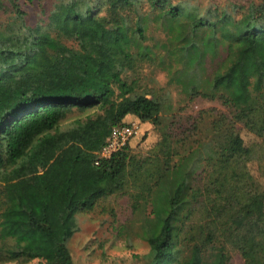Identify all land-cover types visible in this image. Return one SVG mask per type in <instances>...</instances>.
<instances>
[{"label": "trees", "instance_id": "16d2710c", "mask_svg": "<svg viewBox=\"0 0 264 264\" xmlns=\"http://www.w3.org/2000/svg\"><path fill=\"white\" fill-rule=\"evenodd\" d=\"M36 1L44 16L29 23L21 0H0V171L25 160L40 166L72 160L81 163L77 184L89 190L83 196L65 179L52 186L57 203L31 205L27 225L55 240L53 258L37 243L9 250V235L0 229V263L40 258L75 264L67 222L105 196L124 194L150 247L147 264H232L235 255L245 264H264L259 7L237 19L189 1L147 0V9L144 0H54L47 12L43 0H25ZM101 10L108 15L98 16ZM99 18L113 28V41L127 45L128 64L121 71L101 69L81 48V26ZM146 67L166 73L168 84L190 99L218 100L225 110L210 109L208 129L188 125L165 90H141L140 70ZM91 108L109 114L111 128L133 115L158 127L162 137L145 150L128 143L98 164L85 147L73 153L64 148L56 157L54 142L71 140L59 131L60 123L75 110ZM239 125L258 140L246 144ZM52 171L39 174L37 183L51 186ZM6 187L0 189V209L10 205ZM51 210L65 213V220L53 221Z\"/></svg>", "mask_w": 264, "mask_h": 264}, {"label": "rangeland", "instance_id": "374dc122", "mask_svg": "<svg viewBox=\"0 0 264 264\" xmlns=\"http://www.w3.org/2000/svg\"><path fill=\"white\" fill-rule=\"evenodd\" d=\"M53 1L43 0L47 12ZM171 1L174 3L189 1L197 5L200 10L206 9L207 6L209 8L217 6L220 14L226 12L237 19L248 12L251 7H259L258 12L264 13V0ZM145 2L148 3L147 0H144ZM21 4L23 9L30 13L29 23H35L38 18L44 16L39 12L38 1L32 4L21 0ZM107 13L106 10H101L98 16L104 17L108 15ZM110 31H113V28L101 18L84 23L81 26V48L95 60L101 69L121 71L128 64L127 45L113 41V33ZM152 34L157 37L161 35L159 31L152 32ZM71 44L77 46V43L71 42ZM140 75L141 90L160 92L165 90V93L172 99V108L183 113L188 125L195 123L204 130L208 129L213 119V113L209 112L210 109L225 110L218 100L201 96L190 99L185 96L176 85L168 84L166 73L159 69L146 67L140 70ZM109 119V114L96 108L84 112L75 110L58 127L59 131L68 133L71 140L68 143L54 142L52 147L55 149V156L57 157L64 148L73 153L76 147H85L87 152L94 153L98 158L99 147L106 141L111 129ZM163 120L166 123L169 118L165 117ZM136 122L140 126V131L130 140L131 149L145 150L162 137L161 130L152 123H142L138 120ZM239 127L246 144H252L258 140L253 133L241 125ZM92 159L93 157H89V162ZM78 165L81 167V163ZM78 165L72 160L64 164L56 163V159H53L50 164L40 166L32 160H25L9 171H0V189L7 186L10 195L9 207L4 206L0 209V229H6L9 235V250L20 251L28 242L37 243L46 249L49 258L54 257L55 240L49 235L38 234L31 230L27 225L28 214L33 204L42 209L41 207L47 204L57 203L58 198L54 196L51 189L52 186L64 182L65 179L71 180L73 189L86 196L88 187L83 183L77 184L78 174L75 171ZM49 169H53L52 178L49 181L51 186L39 185L36 177ZM48 214L55 222L65 220V213L58 210H51ZM67 226H69V247L75 264H147L149 261L150 247L138 222L134 219L127 195L113 194L99 199L92 209L79 210L67 222ZM0 264H46V261L40 258L29 262L12 259ZM232 264H245V261L241 256L235 255Z\"/></svg>", "mask_w": 264, "mask_h": 264}, {"label": "built area", "instance_id": "2783aa9c", "mask_svg": "<svg viewBox=\"0 0 264 264\" xmlns=\"http://www.w3.org/2000/svg\"><path fill=\"white\" fill-rule=\"evenodd\" d=\"M140 126L137 122H128L113 126L110 133L98 152V159L110 158L114 153L124 148L130 140L139 134Z\"/></svg>", "mask_w": 264, "mask_h": 264}, {"label": "crops", "instance_id": "0c3cea01", "mask_svg": "<svg viewBox=\"0 0 264 264\" xmlns=\"http://www.w3.org/2000/svg\"><path fill=\"white\" fill-rule=\"evenodd\" d=\"M137 120L138 118L133 115H127L124 119L125 122H136Z\"/></svg>", "mask_w": 264, "mask_h": 264}]
</instances>
